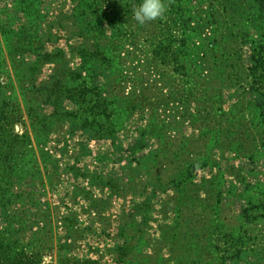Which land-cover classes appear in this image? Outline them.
Returning a JSON list of instances; mask_svg holds the SVG:
<instances>
[{
    "label": "rangeland",
    "instance_id": "374dc122",
    "mask_svg": "<svg viewBox=\"0 0 264 264\" xmlns=\"http://www.w3.org/2000/svg\"><path fill=\"white\" fill-rule=\"evenodd\" d=\"M83 2L91 5L86 12ZM115 2L124 12L121 23L109 17ZM138 5L131 0H0V100L10 102L11 116L16 109L5 126L11 145L2 152L12 153L19 169L9 184L11 199L0 200V236L11 239L13 250L40 253L42 264H127L117 249L126 245L131 221L136 228L131 236L137 231L146 238L142 254L160 250L151 264H159V257L160 264H177L171 241L160 231L174 224V211H166L163 203L178 193L172 187L160 191L149 168L134 172L158 152L155 127L176 143L194 140L193 161L219 136L221 145L194 170L193 181L227 171L220 196L226 222L235 221L248 205L244 185L251 186L248 194L255 202L264 198V152L255 146L257 133L249 121L259 97L249 89L251 45L242 38L239 19L217 7L223 33L233 29L227 45L218 24L206 19L208 0L199 7L205 17L201 28L199 10L191 7L187 34L169 30L171 4L163 18L143 26L133 19ZM96 17L101 30L94 28ZM24 25L31 28L24 31ZM249 31V38L258 35L252 27ZM216 34L220 40L211 47ZM169 39L176 41H170L169 55L178 51V63L154 55L156 43ZM55 80L59 85L48 96L37 91ZM96 92L113 110L107 117L87 110ZM95 115L106 129L84 124ZM208 192L202 189L201 197ZM144 203L142 215L138 208ZM258 228L263 245L252 248L257 252L264 248V223ZM248 264L264 262L253 258Z\"/></svg>",
    "mask_w": 264,
    "mask_h": 264
},
{
    "label": "trees",
    "instance_id": "16d2710c",
    "mask_svg": "<svg viewBox=\"0 0 264 264\" xmlns=\"http://www.w3.org/2000/svg\"><path fill=\"white\" fill-rule=\"evenodd\" d=\"M22 1V0H21ZM134 4L138 5L142 0H131ZM166 1V0H165ZM168 4H171L170 12L174 15L171 17V25L169 30H175L180 28L183 34H187L190 29V24L193 21V7H197L199 11L198 27L201 28L203 22V12L199 7L202 5L204 0H167ZM196 3H193V2ZM206 1V0H205ZM209 7L205 10L207 13V21L218 24V32L222 38L227 41L232 36L233 29L225 28L224 33L221 27V21L217 19V7L221 8L222 12H230L232 15L239 19L241 24V30L244 35L242 38L250 40V61L251 65L248 66L247 76L249 78V89L254 92L259 101L251 104L250 118L249 121L253 125L256 131L255 146L258 150L264 152V0H208ZM113 5L112 12L109 17L112 20H117V23H121L124 12L121 9V5ZM21 3H18L20 5ZM84 12L87 8H91L90 4L82 3ZM196 4V5H193ZM186 6L191 8L187 9ZM201 10V12H200ZM106 14V11L101 12ZM228 15V16H229ZM198 16V15H197ZM203 17V18H202ZM94 21V28L101 30V23L98 17ZM98 22L100 24H98ZM29 25V24H28ZM28 25H24L23 30H28ZM249 27H252L258 31L257 36H251ZM115 30V28H114ZM198 33V32H195ZM224 34V35H223ZM217 34L213 37L211 47L217 46L220 39ZM176 42L175 39L166 41H160L156 43L154 49V55L166 60V55L172 57L175 63H178V51L173 52L169 55L171 42ZM186 44V39H182L181 46ZM227 45L224 47V52L227 49ZM235 51V50H234ZM227 53L230 56V50L227 49ZM235 54L238 55L237 51ZM217 57L214 56V59ZM107 62L109 58L105 59ZM197 73V72H196ZM196 73H194L196 75ZM74 78H79V73L76 75L72 74ZM60 81H54V83L38 87L37 91L45 93L47 96L51 93L54 88L59 85ZM77 90V91H76ZM72 91L78 92L85 96L86 89L83 90L74 88ZM70 89L68 92H72ZM95 103L90 107L89 112L93 114H112L109 106V101L105 98L102 100L99 92H96ZM253 94V93H252ZM11 104L8 100H0V200H9L11 195L8 194L9 184L12 183V174L14 171L19 170L18 165L14 162L13 154L10 152H2L4 149L11 145L10 136L8 135L6 124L13 120L15 110L11 116ZM99 110V111H97ZM153 119L156 120L155 115ZM177 123V122H176ZM85 125H90L94 128L96 124H99L102 130L108 127L105 122H99L96 119H84ZM162 125V124H161ZM175 126V125H174ZM162 132L158 131L155 127L154 135L158 140L159 149L158 152L148 160V162L139 164L135 174L138 170L143 168L151 169L152 179L154 180L157 188L164 192L169 187L175 189L178 193L175 196L167 197L163 203L165 209L174 211L176 218L174 224L168 227H162L160 234L162 239L165 241H171L172 243V258L177 264H229L234 262H246L247 264L251 260L256 259V262H264V248H259V252L255 249L258 244H261L260 238L263 230L258 228V224L264 223V198L254 201L249 196L251 186L248 184L244 185L243 191L247 193L248 205L242 209L241 214L236 218L235 221L226 222L225 217L222 215L224 207L221 206V197L223 194L222 184L224 175L227 171L220 170L216 175H213L211 179L202 181L201 183H195L193 181V173L197 167L205 165L210 156V150L213 147L220 146L221 140L219 136H213L212 140H209L205 146L206 155H199L196 159L190 160L189 154L190 149L196 144L194 140L188 138H182L177 143L171 138H163ZM199 140V139H198ZM198 143V142H197ZM237 146L236 143H232L231 147ZM239 153V146L235 148ZM256 149V150H257ZM258 152V151H257ZM245 154V153H244ZM243 154V155H244ZM256 154V153H255ZM254 154L248 155V158H252ZM254 158V157H253ZM168 162V166H164V163ZM229 170V169H228ZM19 172V171H17ZM135 177V176H134ZM134 177L132 180L134 181ZM204 183V185H203ZM202 189H208L206 197H201L200 193ZM233 191H236L234 188ZM264 195V188L261 189ZM10 197H6V196ZM216 197V200L213 199ZM246 197V196H245ZM148 204H141L138 208L140 214H145V209ZM126 245L117 249V254L120 259L124 258L127 264H151L150 262L158 256L160 250H155L148 255L142 254L141 246L145 243V237L140 232H137L131 236V230L135 231L136 228L133 226V222L128 223ZM127 229V230H128ZM189 243H188V242ZM263 245V244H261ZM14 244L10 238H3L0 236V264H42L40 253L35 251L28 254L25 248L16 250ZM134 252V256L131 257ZM123 259V260H124ZM158 263L163 262V258L159 257ZM148 261V262H147Z\"/></svg>",
    "mask_w": 264,
    "mask_h": 264
},
{
    "label": "clouds",
    "instance_id": "9594fccd",
    "mask_svg": "<svg viewBox=\"0 0 264 264\" xmlns=\"http://www.w3.org/2000/svg\"><path fill=\"white\" fill-rule=\"evenodd\" d=\"M171 2V0H170ZM169 5L164 0H142L132 9L134 21L143 26L164 17Z\"/></svg>",
    "mask_w": 264,
    "mask_h": 264
}]
</instances>
